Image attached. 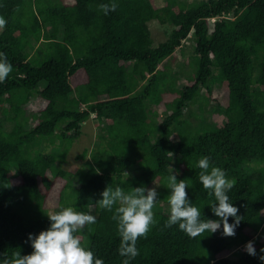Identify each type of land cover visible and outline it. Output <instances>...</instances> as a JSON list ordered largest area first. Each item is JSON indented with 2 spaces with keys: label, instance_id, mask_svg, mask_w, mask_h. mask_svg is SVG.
Masks as SVG:
<instances>
[{
  "label": "trees",
  "instance_id": "1",
  "mask_svg": "<svg viewBox=\"0 0 264 264\" xmlns=\"http://www.w3.org/2000/svg\"><path fill=\"white\" fill-rule=\"evenodd\" d=\"M112 3L116 10L105 15L100 5ZM0 16L7 21L0 52L13 65L0 83V261L30 254L28 234L48 229L47 214L65 202L97 218L75 233L82 246L104 264H122L114 209L96 203L110 185L159 192L158 223L138 240L130 264H264V0H0ZM152 19L171 24L158 44ZM190 34L194 67L178 87L168 60ZM201 97L216 103L214 114L225 113L223 125L185 116ZM165 109L157 122L153 114ZM94 114L105 125L76 185L58 162ZM57 137L59 153L38 147ZM204 156L235 181L230 201L243 219L234 237H223L222 227L196 238L165 227L173 173L191 184L186 191L201 219H219L199 180ZM250 240L257 256L228 255Z\"/></svg>",
  "mask_w": 264,
  "mask_h": 264
},
{
  "label": "clouds",
  "instance_id": "2",
  "mask_svg": "<svg viewBox=\"0 0 264 264\" xmlns=\"http://www.w3.org/2000/svg\"><path fill=\"white\" fill-rule=\"evenodd\" d=\"M117 6L116 3L102 4L100 9L107 15L109 11H115ZM6 23L5 18L0 16V30ZM12 70L13 65L8 61L6 54L0 52V83L7 79ZM197 167L201 170L199 180L203 188L215 197L216 203L210 206L219 219H201V210L191 203L186 191L191 184L185 179L178 180L177 174L173 173L168 177L167 186L171 190L168 197L170 214L165 227L178 225L190 238L202 236L206 232L214 234L222 227L223 237H234L243 219L238 214L239 208L230 201L229 193L234 188L235 181L228 179L223 169L213 166L208 156L199 159ZM97 172L99 173V170ZM101 196L96 202L98 206L108 211L114 209L112 219L117 222L120 236L118 253L124 258L122 264H130L140 255L138 240L141 237L147 238L151 227L158 223L153 209L159 192L156 187L139 186L126 193L120 187L113 188L109 185L102 191ZM47 216L51 222L48 229L35 236L28 234L33 251L25 255H21L19 251L14 252L10 259L5 257L0 264H104L103 259L97 258L92 250L82 246L80 237L75 235L85 226L95 224V215L65 207ZM230 217L233 218L231 223ZM254 244L255 240L248 241L244 250L255 257L257 251ZM260 252L264 253V247ZM258 258L264 261V255Z\"/></svg>",
  "mask_w": 264,
  "mask_h": 264
},
{
  "label": "rangeland",
  "instance_id": "3",
  "mask_svg": "<svg viewBox=\"0 0 264 264\" xmlns=\"http://www.w3.org/2000/svg\"><path fill=\"white\" fill-rule=\"evenodd\" d=\"M150 29L152 36L155 42L158 44L160 41L164 40L168 36V32L171 29V24L169 23H162L157 19H152L150 22ZM195 57V44L193 42V34H190L188 38H186L183 44L177 47L174 55L168 60L170 65V70H175L178 73L179 80L177 83L178 87H182L187 83L188 77L190 72L193 70L192 62L193 58ZM218 86V83H215ZM206 89L203 87L202 95L205 94ZM148 103L150 101L148 100ZM203 105H200V104ZM214 101L205 102L203 97L199 99L198 102L191 104L187 107L185 111V116L190 118V120L195 124L198 125L199 123L204 124L203 126H221L227 121V116L224 112H220L214 114ZM155 109H158L157 105H152ZM169 110L165 109L162 112H158L153 114V118L159 122L160 117H165L169 114ZM159 113V114H158ZM3 118V117H2ZM99 120L96 117V114L92 115V117L83 123V130L81 135L73 141L70 146L69 151L66 154V158L64 160L59 161L61 158L58 157L57 161L58 165L65 167L71 173L69 176V181L72 183L79 182V175L82 171L83 167H86V162L92 160L93 158V151L97 149V142H98V135L100 132H103L102 125L105 123L98 125ZM210 126V127H211ZM206 127H204L205 129ZM40 150L50 153L56 151L59 153L63 150L64 145H61L60 138L57 137L54 140L45 139L41 142L38 146ZM81 154H85L84 156ZM259 162H254V166H259ZM163 186L160 185V189ZM159 189V190H160ZM126 192V191H125ZM126 193H130L127 191ZM69 207L65 205V202L62 205L56 206L54 209L55 211L59 212L63 208ZM71 207V206H70ZM259 238V236H257ZM256 237V238H257ZM245 244H233L230 249V253L228 255L230 257H235L237 252L244 249Z\"/></svg>",
  "mask_w": 264,
  "mask_h": 264
},
{
  "label": "built area",
  "instance_id": "4",
  "mask_svg": "<svg viewBox=\"0 0 264 264\" xmlns=\"http://www.w3.org/2000/svg\"><path fill=\"white\" fill-rule=\"evenodd\" d=\"M213 19H216V18H213Z\"/></svg>",
  "mask_w": 264,
  "mask_h": 264
}]
</instances>
